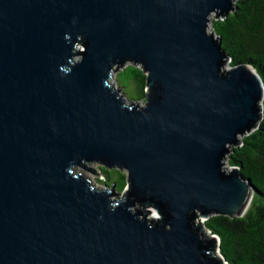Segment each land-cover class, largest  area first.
<instances>
[{"label":"water","instance_id":"obj_1","mask_svg":"<svg viewBox=\"0 0 264 264\" xmlns=\"http://www.w3.org/2000/svg\"><path fill=\"white\" fill-rule=\"evenodd\" d=\"M236 1L0 0V264H227L203 223L252 201L224 164L264 99L208 31ZM127 65L143 103L114 87Z\"/></svg>","mask_w":264,"mask_h":264},{"label":"trees","instance_id":"obj_2","mask_svg":"<svg viewBox=\"0 0 264 264\" xmlns=\"http://www.w3.org/2000/svg\"><path fill=\"white\" fill-rule=\"evenodd\" d=\"M209 31L221 40V47L229 57L228 67L250 66L264 86V0H237L234 11L225 18L212 17ZM117 85L132 101H144L146 76L140 67L127 65L115 75ZM226 165L238 169L239 174L253 188L252 201L242 217L211 216L204 221L205 229L219 239V254L227 264H264V99L262 118L258 128L230 149ZM102 180L96 181L122 194L126 175L117 169L94 164Z\"/></svg>","mask_w":264,"mask_h":264},{"label":"rangeland","instance_id":"obj_3","mask_svg":"<svg viewBox=\"0 0 264 264\" xmlns=\"http://www.w3.org/2000/svg\"><path fill=\"white\" fill-rule=\"evenodd\" d=\"M212 17H215V15L212 14L209 18L212 19ZM208 31H209V24H208ZM225 68H227V66ZM115 75H116V73H115ZM113 82H114V85H115L114 87L118 90L119 87L117 85L116 79H114ZM121 91H122V88H121ZM121 91H119V93H121ZM125 92H126V95H127V99L132 101L131 98H133V95H132L131 91L127 90ZM141 103H143V102L141 101ZM224 167H225V169H227L228 166L226 164H224ZM91 168L94 170V172H90V171L83 170V169H79V171L84 177H87V178L91 179L92 184L95 185L97 188H103L104 185L100 184V183H98L96 181L97 179L102 180V177L100 176L99 172L95 169V167H91ZM206 235H208L207 232H206ZM216 252H218L217 248H216Z\"/></svg>","mask_w":264,"mask_h":264},{"label":"bare ground","instance_id":"obj_4","mask_svg":"<svg viewBox=\"0 0 264 264\" xmlns=\"http://www.w3.org/2000/svg\"><path fill=\"white\" fill-rule=\"evenodd\" d=\"M113 84H114V82H113ZM115 86V85H114Z\"/></svg>","mask_w":264,"mask_h":264}]
</instances>
